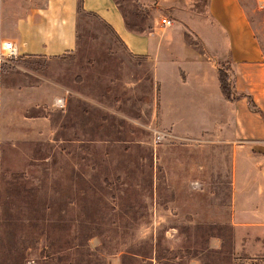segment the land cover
I'll return each mask as SVG.
<instances>
[{"label":"rangeland","instance_id":"obj_1","mask_svg":"<svg viewBox=\"0 0 264 264\" xmlns=\"http://www.w3.org/2000/svg\"><path fill=\"white\" fill-rule=\"evenodd\" d=\"M115 1L135 29L177 9L207 19L205 0ZM239 1L264 54V0ZM0 77L42 96L1 102L0 264H264V241L246 247L229 222L230 187L193 182L209 144L154 141L161 82L98 18L80 15L71 53L0 60Z\"/></svg>","mask_w":264,"mask_h":264},{"label":"crops","instance_id":"obj_2","mask_svg":"<svg viewBox=\"0 0 264 264\" xmlns=\"http://www.w3.org/2000/svg\"><path fill=\"white\" fill-rule=\"evenodd\" d=\"M80 11L96 14L131 57L151 61L152 79L162 86L168 130L161 129L175 140L208 143L214 155L193 182L229 186L228 219L236 235H245L248 248L252 241H264V54L240 1L207 0V19L198 29L180 19L183 13L177 9L170 19L183 21L184 26L170 33L173 23H160L166 16L146 29H135L115 0H1L0 40L14 39L23 57L69 54L77 48ZM222 64L230 70L231 100L220 89ZM35 88L12 86L0 77V110L2 100H42ZM157 104L156 97V123ZM211 191L210 198L215 199L217 192Z\"/></svg>","mask_w":264,"mask_h":264},{"label":"built area","instance_id":"obj_3","mask_svg":"<svg viewBox=\"0 0 264 264\" xmlns=\"http://www.w3.org/2000/svg\"><path fill=\"white\" fill-rule=\"evenodd\" d=\"M163 26H170L172 20L167 17L160 19ZM19 55L18 46L14 39L3 38L0 40V60L10 59ZM62 100V99H61ZM153 138L156 143L173 138L172 134L165 130H153Z\"/></svg>","mask_w":264,"mask_h":264},{"label":"trees","instance_id":"obj_4","mask_svg":"<svg viewBox=\"0 0 264 264\" xmlns=\"http://www.w3.org/2000/svg\"><path fill=\"white\" fill-rule=\"evenodd\" d=\"M205 1H207V0H205ZM81 14L92 15V16H95L96 18H98L100 21H102L94 13H84V12L80 11L79 17H80ZM123 16H125L124 13H123ZM127 24H128V22H127ZM218 80H219L220 89H221V92H222L223 96L226 99H229V100L233 99V90H232V85H231V80H230V70L224 64H222L219 67Z\"/></svg>","mask_w":264,"mask_h":264}]
</instances>
